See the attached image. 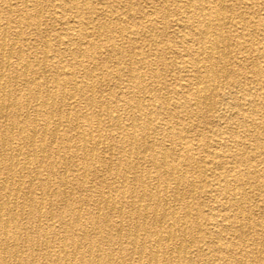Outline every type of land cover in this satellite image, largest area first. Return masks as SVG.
I'll return each mask as SVG.
<instances>
[{
    "label": "bare ground",
    "instance_id": "6f19581e",
    "mask_svg": "<svg viewBox=\"0 0 264 264\" xmlns=\"http://www.w3.org/2000/svg\"><path fill=\"white\" fill-rule=\"evenodd\" d=\"M19 1L0 0V264H249L251 250L242 243L263 226L250 224L254 211L244 202L249 179L261 175L252 162L264 159V117L257 122L247 116L251 109L246 114L227 101L206 144L208 156L197 159L186 140L194 125L185 119L214 112L219 78L241 81L224 52L226 0H187L194 20L177 24L195 46L179 71L192 96L176 88V101L155 93L130 63L100 70L103 54L121 53L125 41L138 40L136 23L111 27L97 19L89 27L91 19L74 16L79 30L60 32L42 23L39 0ZM76 3L92 6V0H60V10L47 18L68 25L63 4ZM164 25L156 31H166ZM93 34L107 36L106 43L116 38L119 48L104 52L88 39ZM122 75L133 84L120 82ZM243 87L237 90L249 93ZM241 134L252 138V157L237 149ZM116 138L121 155L114 152ZM198 163L222 183L218 191L227 199L208 213L192 201L206 192ZM255 187L264 192V180Z\"/></svg>",
    "mask_w": 264,
    "mask_h": 264
},
{
    "label": "rangeland",
    "instance_id": "374dc122",
    "mask_svg": "<svg viewBox=\"0 0 264 264\" xmlns=\"http://www.w3.org/2000/svg\"><path fill=\"white\" fill-rule=\"evenodd\" d=\"M161 1L162 0H92V6L90 5L91 8L89 9H83L79 3L74 4L73 7H66L63 4V12L64 16L70 21L73 20L72 18L74 16L78 19H91L92 21L89 27H92L94 24L93 22L97 19L99 21L102 20L107 22L111 27L116 23L119 25H125L128 23V21L131 22V24L136 23L137 26L135 29L139 31V34L137 35L138 40H135L132 44H130L128 41H125L122 44V50L124 51L121 53H109V55L103 54L98 60V62L103 61L101 62L102 67H100V70L104 72L108 71L107 73H110L113 72L115 68L117 69L118 67H124V65L130 63L132 66L137 67L139 71L142 72L146 79L147 85L155 89V93L165 96L166 98L168 97L171 101H176V98H179L180 95H177L172 91L173 89L180 88L183 92H185L184 95H186L188 98H191L192 90H187V88H184L186 80L183 79L186 77L184 78L185 74L179 71V66L181 63L186 64V60H188L186 51L188 47H194L195 42L190 36H186L187 29H182L179 27L177 21L183 18H185L183 20H194V17L190 13L191 9L187 5V0H165L166 2L164 0L162 2ZM12 2L14 4L17 3L16 5L19 6L21 3L19 0H12ZM39 2L43 10L41 19L45 27H48L49 29L54 28L55 31L60 32L64 31L67 26H69L71 30L73 28L74 33L79 30L77 25L72 21L69 22L68 25H63L58 21L52 22L47 18V16L53 14L55 10H60V0H45L44 2L43 0H39ZM164 5H166L167 8H164ZM225 8L224 15L226 17V23L224 24V29L222 28V31L225 49L224 52L227 53L228 57L227 67L241 72L242 77L239 83H235L229 78L221 76L219 78L220 87L212 95L213 107H215L214 112L208 116L205 115V117L201 116L196 118V120H192V117L185 119L187 121H191L194 125V130L189 132L186 140H188V142L194 147V152H196L197 159L205 158L209 155L210 149L206 144L209 145L211 141H213L214 130L220 128L216 123L217 116L221 115L220 113L223 112L222 108L226 106L227 101L236 105L237 108L246 109V114L248 112L247 110L249 109L250 111L251 109L247 116L251 117L257 122H259L264 117V0H226ZM139 13H142L141 15H143L144 18H142ZM228 16H230V18ZM148 20H150V22ZM148 22L151 23L149 26ZM165 23L167 24L168 29L166 31L159 30L157 32L156 29L164 27ZM87 29L89 28L87 27ZM87 31L90 32L91 30ZM178 33H180L181 36L180 34L178 35ZM106 38L107 36L105 35H101L99 37L97 34H93L88 37L89 40L95 43H101L100 45L104 46V52L106 51L107 47L111 46L112 44L113 47L119 48L118 41H114L116 38L110 39L108 43H106ZM186 41L189 44H187ZM145 46L147 48H145ZM148 65H150V67ZM75 71L77 73L79 72L78 76L82 75L81 70L76 69ZM120 79V82L133 84L131 82L125 81V79L127 80L125 75H122ZM240 84L244 85L243 88L250 90L249 93L238 91L237 87L240 88ZM107 85H109L112 90H114L111 82H107ZM123 88L124 87L121 88L122 91L118 90V94L124 97L126 96L125 94L127 92ZM234 89L235 92L232 94V97L230 99L226 98V93ZM249 97L254 99V103L248 102ZM146 99H148L147 94ZM120 113L124 117L122 119V124L124 125L128 123L127 107H123ZM184 114L185 113L179 115L184 117ZM225 119L226 121L229 120V122H234L228 118ZM176 121L181 123L182 119H176ZM262 134H264V129H262ZM117 140L118 139L116 138L115 142ZM220 140L224 141V139ZM240 141H242L243 144L242 146L238 145L237 149H242L250 157H252V153L254 152L252 138H248L244 134H241ZM230 148L231 150H236L234 146ZM123 151L124 148L120 146V142H116L114 151L115 154L121 155ZM252 163L257 166V169L260 170L261 175L256 179H249V184L247 185L248 187L246 186L249 198L246 202H244V205L254 211L252 214L253 216L250 219V224L254 226L259 222L263 227H261L262 229L259 228V230L255 231L254 234H252V236L242 244L243 246H248V250H251L250 257H247L246 259L247 263L264 264V260L261 259V255L264 256V192H261L259 188L255 187L257 182L261 183L264 180V159L262 156H259ZM199 169L203 172L201 177L198 178V181L203 187H205L206 192L193 195L194 200L192 201L199 203L201 205L200 207H202L204 210L203 212L208 213L211 206L220 205L226 202L227 199L224 194L218 191L222 183H219L215 180V178L212 176V172L206 170V168L203 166V163L199 164ZM86 208L88 207L85 206L84 210H86ZM115 216V213L112 212L111 217L113 220L116 218ZM219 223H222L221 219L219 220ZM206 226L207 224L203 225V231L206 232L204 233L205 239L209 236V231L207 229L208 227ZM223 232L225 236L233 238L232 235L230 236L231 231L226 230ZM234 240L237 241L236 239Z\"/></svg>",
    "mask_w": 264,
    "mask_h": 264
}]
</instances>
